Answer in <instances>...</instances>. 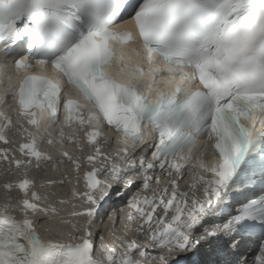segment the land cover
<instances>
[{
  "label": "snow or ice",
  "instance_id": "snow-or-ice-1",
  "mask_svg": "<svg viewBox=\"0 0 264 264\" xmlns=\"http://www.w3.org/2000/svg\"><path fill=\"white\" fill-rule=\"evenodd\" d=\"M0 144V264H264V0H0Z\"/></svg>",
  "mask_w": 264,
  "mask_h": 264
},
{
  "label": "rangeland",
  "instance_id": "rangeland-1",
  "mask_svg": "<svg viewBox=\"0 0 264 264\" xmlns=\"http://www.w3.org/2000/svg\"><path fill=\"white\" fill-rule=\"evenodd\" d=\"M2 165H0V169H2ZM0 178H1V182H0V185H2L3 184V177H2V175H0ZM81 187H82V185H81ZM3 197H4V193H3V188L2 187H0V203H3Z\"/></svg>",
  "mask_w": 264,
  "mask_h": 264
},
{
  "label": "bare ground",
  "instance_id": "bare-ground-1",
  "mask_svg": "<svg viewBox=\"0 0 264 264\" xmlns=\"http://www.w3.org/2000/svg\"><path fill=\"white\" fill-rule=\"evenodd\" d=\"M2 180H1V178H0V182H1Z\"/></svg>",
  "mask_w": 264,
  "mask_h": 264
}]
</instances>
